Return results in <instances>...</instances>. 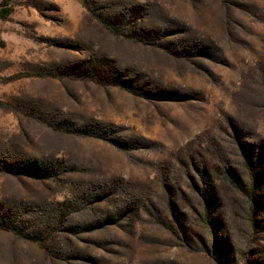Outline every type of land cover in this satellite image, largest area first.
<instances>
[{"label":"rangeland","instance_id":"1","mask_svg":"<svg viewBox=\"0 0 264 264\" xmlns=\"http://www.w3.org/2000/svg\"><path fill=\"white\" fill-rule=\"evenodd\" d=\"M3 9L0 264H264V0Z\"/></svg>","mask_w":264,"mask_h":264},{"label":"trees","instance_id":"2","mask_svg":"<svg viewBox=\"0 0 264 264\" xmlns=\"http://www.w3.org/2000/svg\"><path fill=\"white\" fill-rule=\"evenodd\" d=\"M9 12H10L9 9H3L0 12V19L6 18L9 15ZM100 22L108 31H110L114 34H120V33H118V30L115 29L114 26L109 21L100 20ZM123 36H126V35H124V33H123ZM247 159L248 160L245 162L246 169L251 172L252 176H254L255 179H257L256 165H254L252 163V161L249 157ZM230 179H232L233 184L237 185V187L239 189H241V187L238 185L239 183H238V180L235 178V176H231ZM256 188H257V180L255 181L254 185L250 188L251 192L250 191L246 192L247 197L249 199V205L250 206H252V205L255 206L254 191L256 190ZM207 189L208 188H205V190L203 191L204 194L203 193L201 194L203 201H204V215H203L202 223L205 227H209L210 228L209 230H212L214 228V224L212 223V221L209 218V210H208L209 209V203L207 200V195H208ZM0 227L5 231L10 232L14 236L20 237L21 239L28 240V241L35 242V243L38 242V239H36L34 236L24 235L18 227L14 226L12 224H9L5 221H0ZM218 254H219L218 250H216L214 255H212L210 257L213 264H228Z\"/></svg>","mask_w":264,"mask_h":264}]
</instances>
